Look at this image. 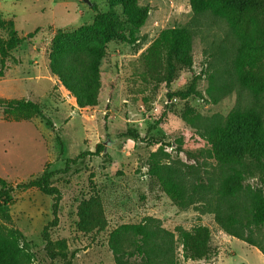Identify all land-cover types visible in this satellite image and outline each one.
<instances>
[{
    "label": "rangeland",
    "instance_id": "rangeland-1",
    "mask_svg": "<svg viewBox=\"0 0 264 264\" xmlns=\"http://www.w3.org/2000/svg\"><path fill=\"white\" fill-rule=\"evenodd\" d=\"M91 1L93 5L84 0H0V12L14 19L21 35L26 37L40 28L35 37L12 52L6 66L0 61V98L36 100L54 123L51 128L41 117L7 121L0 108V177L14 183L28 181L45 169L62 170L69 159L89 152L54 177L63 198L60 223L52 237L75 253L74 264H116L108 245L110 233L123 223H137L148 216L160 219L172 231L178 226L211 229L216 255L185 264H264L262 251L229 235L214 213L203 209V203L182 208L158 187L151 188L148 180L152 155L161 152L170 154L169 158L161 155L163 162L178 165L193 181H217L216 162L200 153L202 146L192 141L177 145L175 139L187 140L194 130L182 118L186 108L206 118L226 116L240 100L232 75L235 42L228 24L211 14L195 17L189 0H139L150 8L139 40L135 44L108 43L101 63L106 89L100 104L80 108L51 72L47 46L57 30L90 24L99 12L111 9L109 0ZM114 9L122 14L120 5ZM179 26H189L195 33L192 69L183 72L171 89L145 84L139 69L142 52L163 29ZM196 76L205 99L168 97V91L186 88ZM212 78L232 88L218 103L208 95ZM241 101L247 104L249 99L241 97ZM128 129L136 130L138 137L126 136ZM98 144L104 145V151L96 152ZM245 177L246 184L264 186L253 167ZM95 193L104 197L109 227L84 234L78 230V204ZM52 202V197L33 188L18 190L7 207L10 225L23 233L37 264H65L61 259H49L44 250L42 231L53 218ZM257 237L263 240L264 227Z\"/></svg>",
    "mask_w": 264,
    "mask_h": 264
},
{
    "label": "trees",
    "instance_id": "trees-1",
    "mask_svg": "<svg viewBox=\"0 0 264 264\" xmlns=\"http://www.w3.org/2000/svg\"><path fill=\"white\" fill-rule=\"evenodd\" d=\"M195 17L211 14L226 21L234 42L232 75L240 91V100L226 115L206 118L188 107L183 120L194 128L184 142L199 143L200 153H206L216 162L219 170L216 182L193 181L178 165L163 162L154 153L150 160L149 186L158 187L177 205L187 208L203 203V209L212 212L216 221L231 236L258 247L264 255V238L257 234L264 227V186L244 183L253 167L264 184V0H189ZM111 9L99 12L92 23L74 30H57L47 46L49 68L63 87L76 99L80 108H93L100 104L106 89L102 79L101 63L111 41L135 44L138 33L148 19L150 8L139 0H109ZM122 7V14L114 9ZM40 28L21 35L13 18L0 12V61L6 66L12 52L28 38L37 35ZM195 33L189 26L163 29L139 58V69L145 84L165 85L169 89L194 64ZM3 72L0 70V76ZM196 76L180 90L168 91L173 97L205 99L197 88ZM232 90L226 83L220 85L212 78L208 95L213 103ZM110 93V97H111ZM241 97L249 99L243 104ZM0 108L7 121H28L43 118L54 128L40 103L33 99H2ZM126 136L137 138L136 130L128 129ZM58 139L59 134H58ZM97 145V153L104 151ZM89 152L69 159L64 169H45L40 176L14 183L0 177V264H37L34 252L24 241L23 233L10 225L7 207L13 194L36 188L52 197V214L42 231L44 250L49 259H61L74 264L75 253L60 241L54 240L52 231L60 223L61 189L54 177L65 173L70 163ZM78 230L84 234L100 233L109 227L104 197L95 193L82 199L77 208ZM109 248L116 264H185L187 260H207L216 255L211 229L206 225L191 229L178 226L174 231L165 228L160 219L148 216L137 223H123L109 235Z\"/></svg>",
    "mask_w": 264,
    "mask_h": 264
},
{
    "label": "water",
    "instance_id": "water-1",
    "mask_svg": "<svg viewBox=\"0 0 264 264\" xmlns=\"http://www.w3.org/2000/svg\"><path fill=\"white\" fill-rule=\"evenodd\" d=\"M85 2H87L89 5H93V2L91 0H84Z\"/></svg>",
    "mask_w": 264,
    "mask_h": 264
}]
</instances>
